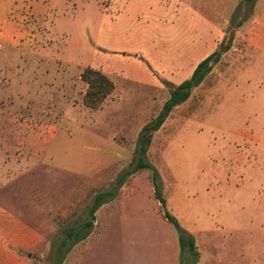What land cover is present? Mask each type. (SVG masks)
Listing matches in <instances>:
<instances>
[{
	"label": "rangeland",
	"instance_id": "rangeland-1",
	"mask_svg": "<svg viewBox=\"0 0 264 264\" xmlns=\"http://www.w3.org/2000/svg\"><path fill=\"white\" fill-rule=\"evenodd\" d=\"M20 3L26 95L0 99V191H19L8 207L24 224L10 228L9 263L54 264L64 230L113 190L61 264H264V0ZM216 51L144 155L167 210L195 239L189 258L153 171L126 172L144 127ZM86 68L115 85L100 109L84 105Z\"/></svg>",
	"mask_w": 264,
	"mask_h": 264
},
{
	"label": "trees",
	"instance_id": "trees-1",
	"mask_svg": "<svg viewBox=\"0 0 264 264\" xmlns=\"http://www.w3.org/2000/svg\"><path fill=\"white\" fill-rule=\"evenodd\" d=\"M243 1L246 3H254L256 0ZM220 57L221 52L216 51L202 60L196 66L191 77L182 82L171 92L170 97L164 104L160 114L157 116L153 123L145 126L143 131L141 132V135L139 137L141 157L136 167L126 172V175H131L134 172L144 168H149L153 171L155 197L161 204L164 217L170 224H172V226L175 227V229L179 233V245L181 254H187L189 258L191 256H193L194 258L198 257L195 239L193 236L187 235L188 232H186L180 226V223L176 219V217H174L167 210L166 199L162 196L157 182V173L144 161V155L151 143L153 134L162 127L167 117L177 106L183 104L190 98L192 90L202 84L207 75L211 72L213 64L217 63ZM81 78L88 85L87 92L83 98V102L86 107L95 110L100 109L109 99H111L112 94L115 90V85L113 81L104 73L92 68H86L82 72ZM113 194V190L97 194L89 211V219L79 228L70 227L64 230V238L59 245V255L54 264H61L65 255V249L74 245L77 241L84 239L91 232L97 209L107 200L109 196H112Z\"/></svg>",
	"mask_w": 264,
	"mask_h": 264
},
{
	"label": "crops",
	"instance_id": "crops-1",
	"mask_svg": "<svg viewBox=\"0 0 264 264\" xmlns=\"http://www.w3.org/2000/svg\"><path fill=\"white\" fill-rule=\"evenodd\" d=\"M25 37V19L21 15L20 0H0V54L6 53L4 55L10 58L8 70L0 68V85L8 84L0 89V99H20L26 95V55L21 45ZM18 194L19 191H0V264H10V228L22 224L18 216H12L8 207L9 197L17 196L19 201Z\"/></svg>",
	"mask_w": 264,
	"mask_h": 264
}]
</instances>
